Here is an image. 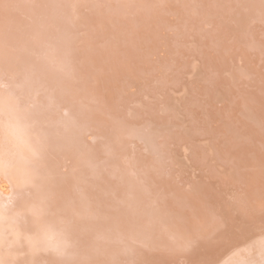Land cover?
<instances>
[{"label":"bare ground","instance_id":"obj_1","mask_svg":"<svg viewBox=\"0 0 264 264\" xmlns=\"http://www.w3.org/2000/svg\"><path fill=\"white\" fill-rule=\"evenodd\" d=\"M169 1L0 0V171L23 184L0 200V264H263L264 0Z\"/></svg>","mask_w":264,"mask_h":264},{"label":"rangeland","instance_id":"obj_2","mask_svg":"<svg viewBox=\"0 0 264 264\" xmlns=\"http://www.w3.org/2000/svg\"><path fill=\"white\" fill-rule=\"evenodd\" d=\"M178 1H179V0H173V1L170 0V1H169V2H170L169 5H172L173 3H174V5H176V2H178ZM172 2H173V3H172ZM96 4H97V3H96ZM159 4H160V3H159ZM74 5H75V6H74L75 8H76V6H77V8H76L77 10L75 9L76 11H73L74 13H80V12L83 13V12H84L83 10L86 11V9L88 8L87 6H84L83 3H79V5H78V4H77V5L74 4ZM174 5H172L173 8L178 7V5H181V3L178 4V5L175 6V7H174ZM93 7H94V6H93ZM97 7H98V8H101V7H102L100 2L97 4ZM95 8H96V7L91 8V9H93V10H92V14H91V11H88V13H89L88 15L90 16V14H91V16H93V15H94L93 13L96 11V13H95V16H96V17L94 16V18H98V17H99V13L97 12L98 9H97V8L95 9ZM158 8H162V5H161V7L158 6ZM94 9H95V11H94ZM157 10H158V9H157ZM86 12H87V11H86ZM177 12H178V11H177ZM147 19H149V18H147ZM220 19H221L220 17H219L218 19H216V20H218L219 25H220V21H221ZM149 20H150V19H149ZM70 22H72V19H70ZM154 22H155L156 26H151V28H150V26H149L150 30H148L147 32H149L151 35H152V32H153V35H154V33H156V31H157V33L159 32V33L161 34V37L159 38V34H158V36H156L157 34H155V36L158 37L159 40H160V39H162V40H161L160 42L157 41L158 39H156L155 36H154L155 39L150 38V40L144 38L145 40H147L145 44H146V45H147V44L149 45V48H148L149 51H150L151 49H154V48H156V50H157V47H162L161 45H162L163 42H164V41H163L164 39H163L162 35H163L164 33H165V34H168L167 32L170 31L169 29H167V31L164 30L163 25H161V23L159 22V23H160L159 25L162 26V29H163V32H162V30H160V29H161L160 26L158 25V23H156V22H158V20H156V21H154ZM154 22H153V23H154ZM153 23H152V24H153ZM153 25H154V24H153ZM85 26L87 27V25H85ZM152 27H153V28H152ZM83 28H84V27H83ZM154 28H156L157 30L155 31ZM166 28H167V27H166ZM85 29H86V28H85ZM85 29H83V30H85ZM138 30L141 31V29H138ZM151 30H154V31H151ZM80 31H81V30H80ZM79 33H81V32H79ZM143 33H144V32H143ZM105 34H107V32H106ZM101 36H102V37H101ZM105 38H106V40H107L108 36L105 37ZM103 39H104L103 34H100V36L97 37V40H96V41L100 42V41L103 40ZM151 39L155 40V42H156V45H155L154 48H153V45H154V44H153V41H152ZM219 39H220V40H223L222 37H220ZM225 39H226V38H225ZM75 41H76V40H75ZM119 41H121V40H119ZM122 41H123V40H122ZM155 42H154V43H155ZM161 42H162V43H161ZM80 43H82L83 45L80 44L79 48H83V47L86 46L85 42H80ZM120 43H121V42H120ZM120 43H119V44H120ZM138 43L142 45V43H141L139 40H138ZM151 43H152V44H151ZM157 43H158V44H157ZM169 43H170V41H169ZM172 43H173V42H171V43L169 44V46H170V45H173ZM139 44H138V46H139ZM160 44H161V45H160ZM181 44H184V43H181ZM185 44H186V45H187V44L190 45L189 48L187 49V55H188V57H187V61H192V60H193V59H192V56H193V54H196V51H197L196 49H194V46H195V45L192 43V41L190 40V38L186 39V43H185ZM148 45H147V47H148ZM150 45L152 46V48L150 47ZM158 45H159V46H158ZM228 45H229V44H227V43L225 42V44H224L223 46L226 47V46H228ZM77 46H78V44H77ZM81 46H82V47H81ZM121 46H122V47H121ZM156 46H157V47H156ZM123 47H125V43L122 42V44H120V48L122 49ZM147 47H145V48H147ZM242 47H243V45H241V47H239V49H238L239 52H241L240 50H242ZM86 48H87V47H85V49H86ZM150 48H151V49H150ZM148 49H146L145 51L147 52ZM243 49H244V47H243ZM102 50H103V49H102ZM156 50H155V51H156ZM143 51H144V50H143ZM0 52H1V54L3 55V54L8 53V50L5 49L4 47H2V48H0ZM120 53H121V52L118 53L119 56L122 55V53H121V55H120ZM141 53L144 54V52H141ZM141 53H140V54H141ZM153 53L156 54V52H154V50H152L151 52H148V54L145 53V54H146V55H145V56H146L145 59H146V61H148V62H150V60H151L152 64H154V65L152 66L151 63H150V64L148 63V64L151 65L152 67H155V66H156V67H155V71H156V70H160V69L157 68L158 63L155 64V61H153V60L155 59V57H154L155 55H154ZM242 53H243V52H242ZM98 54H99V53H98ZM103 54H104V53H103ZM103 54L98 55V56H96V57L94 56V57H95V58H94L93 56H91L92 54H90V56H89V54L86 53L87 56H86V55L84 56L85 61H84L83 64H82L83 66H86V67H83V68H85V71H84V72L87 71L88 74H89V70H92V69H94V68L96 67L97 78H99V77L101 78V76H104V75H105V74H104L105 71H106V72H107V70H108V71H111V70H109V68L107 67V66H108V65H107V64H108V61H110V60H107L108 57H107L106 55H103ZM118 54H117V53L112 54V56H111L112 59H116V60H117V59H118V57H117ZM140 54L137 53V56H139V57H145V56H142L143 54H142V55H140ZM150 54H152L151 57H149ZM102 55H103L104 58H102ZM105 56H106V57H105ZM122 56H123V55H122ZM152 56H153V59H152ZM226 57H227V56H226ZM87 58H88V59L90 58V60H88ZM92 58H93V59H92ZM100 58H101V60H100ZM95 59H96V60H95ZM98 59H99V60H98ZM102 59L105 61L104 63L102 62ZM110 59H111V58H110ZM143 59H144V58H143ZM145 59H144V60H145ZM97 60H98V61H97ZM106 60H107V61H106ZM99 61H100V62H99ZM113 61H114V60H113ZM114 62H115V61H114ZM140 62L142 63V61H140ZM84 63H85V64H84ZM101 63H102V65H100ZM105 63H106V64H105ZM141 63H140L139 65H142V64H143V63H142V64H141ZM94 64H95V65H94ZM105 65H106V69H107V70L104 68ZM238 65H241V64L238 63ZM126 66H127V69H126ZM126 66H125V64H122V65L120 64V65H119V68H120V69L116 67V68H115V71H113L114 73H112V74H113V75H118V74H119L118 78H119L120 76L123 75V72L125 73V75H127V74H128L127 71H128V70L130 71V69H129V66H128V65H126ZM159 66H160V65H159ZM135 67H136V66H135ZM99 68H100V69H99ZM124 68H125V70L123 71ZM130 68H131V67H130ZM136 68H137V67H136ZM88 69H89V70H88ZM117 69H118V71H116ZM137 69H139V68H137ZM155 71H154V73H155ZM91 72H94V71L92 70ZM91 72H90V73H91ZM97 72H100V75H99V73H97ZM156 72H157V71H156ZM158 72H160V71H158ZM158 72H157V73H158ZM121 73H122V75H121ZM126 73H127V74H126ZM84 74H85V73H84ZM86 74H87V73H86ZM88 74H87V75H88ZM101 74H102V75H101ZM12 75H14V74H13V73L8 74L9 77H12ZM90 75H91V77H88V76H85V77H84L85 79H87L86 77H88L87 82H89V78H90V81H91V79H92L93 81H94V80H98V79H96V78L94 77V76H95V72L93 73L94 76H93L92 74H90ZM123 76H124V75H123ZM4 77H5V76H0V81L2 82V84H3L4 82H5V83H6V82H10V81L7 80V77H5V79H4ZM250 77H251V76H250ZM18 78H19V77H18ZM247 78H248V80H249V77H247ZM252 78L254 79V77H252ZM85 79H84V80H85ZM250 79H251V78H250ZM253 79L251 80V83L254 82ZM2 80H3V81H2ZM4 80H5V81H4ZM6 80H7V81H6ZM84 80H83V81H84ZM117 80H118V79L116 78V79H115L116 83H115V81H112V82H114V85H117V84H118L119 81H117ZM150 80H151V79H150ZM245 80H247V79L245 78ZM85 81H86V80H85ZM1 82H0V89H3V86H4V85L2 86ZM145 82H147V80H146ZM10 83H11V82H10ZM89 83H90V82H89ZM142 83H144V82H142ZM148 83H149V80H148ZM246 83H247V82H246ZM251 83H250V84H251ZM138 84H141V83H138ZM179 84H180V82L178 81L177 85L174 86V87H176V89H178V88H179ZM147 85H148V84H147ZM108 86H110V85H108ZM201 86H202V85H200V86H196V88H195L196 91H197L198 88H200V89L202 88V89H203L202 91H203V92L205 91V93H207V89H206V87L203 88V87H201ZM125 87H126V86H125ZM132 87H133V86H127L126 89L128 90V92L133 91V90H132ZM133 88H134V87H133ZM93 89H94V88L89 89L90 91L88 90V91L90 92V94H93L94 92H95V93H96V92H99L98 90H96V88H95V91H93ZM200 89H198V91H201ZM124 90H125V89H124ZM88 91H87V92H88ZM125 91H126V90H125ZM170 91H171V90H170ZM172 91H173V92H172ZM172 91H171L172 93H169V92L167 93L166 98H167V96H168V99H169L172 95H174V90H172ZM196 91H195V92H196ZM198 91H197V92H198ZM126 92H127V91H126ZM176 92H177V91H175V93H176ZM180 92H181V91L179 90L176 94H179ZM197 92H196V93H197ZM38 93H40V92H37V94H38ZM132 93H133V92H132ZM140 93H142V91L138 92V93H137L138 95L136 94L137 96H134V98L136 99V97H138L139 95H140V97L142 98L143 95H141ZM157 93H159V92H157ZM200 93L202 94V92H200ZM200 93H199V94L197 93V95H201ZM205 93H204V94H205ZM40 94H41V93H40ZM96 94H97V93H96ZM143 94H144V93H143ZM190 94L193 95V94H195V93H194V91H192V93H191V91H190V92L187 91L186 94H184V95L187 97V95L190 96ZM98 95H100V92H99ZM156 95H157V94H156ZM101 96H102V95H100V97H101ZM111 96H112V92H110V95H109V93H107V96H106L105 99H107V97H108V99H109L108 102H109L110 99H111ZM164 96H165V95H164ZM202 96H204V95H202ZM159 98H160V99L163 98L162 101H161ZM159 98H157L156 100L158 101V99H159L161 102H163L164 99H165V97H160V96H159ZM135 99L131 100V106L134 105L135 102H133V101H135ZM139 99H140V98H139ZM34 100H35V98H34ZM38 100L40 101V97H39V98H38V97L36 98V101H37V102H39ZM26 101H27V100H26ZM36 101H34V102L36 103ZM136 101H137V100H136ZM160 101H158V107L161 106L160 104L165 105V102H166V101H164L163 103H159ZM104 102H107V101L105 100ZM227 102H228V101H227ZM232 102H234V101H230V103H229V102H228V103L231 104ZM22 103H23V102H22ZM25 103H26V102H25V100H24V105H25ZM27 103H28L27 105L30 104V102H28V101H27ZM156 103H157V102H156ZM222 103H223V101H222ZM222 103H221V105H222ZM117 104H118V103H117ZM137 104H138V103H137ZM229 104H227L226 101H225V102L223 103V105H222V109H220V111H221V110L224 111V109L226 108L225 106H228ZM135 105H136V103H135ZM221 105L218 106V107L221 108ZM232 105H233V104H232ZM138 106H139V105H138ZM156 106H157V105H156ZM230 106H231V105H229L228 108H226L227 110L225 109V110H226L225 112L228 111V112L231 114V112H232V113H234V112L232 111V109L230 110L231 112L228 110V109H230ZM233 106H234V105H233ZM139 107H141V106H139ZM223 107H224V108H223ZM159 108H161V107H159ZM231 108H232V107H231ZM187 109H188V108H187L186 106H184V107H180V106H179V107H177V108L175 109V110H177V113H178L179 115H181V117H183V118H182V119H183V120H182V121H183L182 123L185 124L186 126H187V125H190V123H189L190 121H188V120L186 119V118H187V113H188V112H186ZM168 111L171 112L172 110L170 109V110H168ZM168 111H167V113H166L167 115H169V113H170V112H168ZM216 111H217V110H215V112H216ZM218 111H219V109H218ZM223 111H221L220 113H222ZM122 112H123V111H122ZM174 113H176V111H175ZM217 113H218V112H217ZM223 113H224V112H223ZM182 114H183V115H182ZM220 115H221V114H219V117H220ZM142 118H143V121L146 120L145 116L142 117ZM184 120H185V121H184ZM215 121H217V120H215ZM218 121H219V120H218ZM219 122H220V121H219ZM217 124H220V125H221V123H218V122H217ZM217 124L213 125V127H214V126L216 127ZM190 126H191V125H190ZM215 127H214V128H215ZM192 128H193V126L190 128V130H191ZM3 131H4V129L0 127V143H1V137H2V133H3ZM88 132H89V133H88ZM86 133H87V134H86V136H85L84 139H86V143H89V144H90V143L92 142L91 134L93 133V130L90 128L89 130H86ZM89 135H90V136H89ZM87 136H89L90 138L87 137ZM227 136H228V133H227ZM86 137H87V138H86ZM88 138H89V139H88ZM90 140H91V142H90ZM135 141H136V143H137L139 140L137 141L136 138L133 139V140H132L133 144L135 143ZM139 142H140V141H139ZM162 142H163V139H161V140L159 141V143H162ZM182 142H183V141H182ZM227 147H228V146H227ZM1 149H2V147L0 146V151H1ZM227 151H231V150H230V149L227 150V148H225V149H224V152H227ZM0 153H1V152H0ZM246 156H247V155H246ZM155 172H156V171H155ZM228 172H229V171H228ZM3 173H4V171L2 172V170H1V171H0V200H1V201L4 200L3 202H6L5 199H6V200L8 199V200H7V201H8V204H10V203L12 202V200H14L15 198H17V199H16L17 201H18L19 199H21L22 194H21V191H19V190H20L19 187H20L21 185H23V184H19V180H20L19 173H16V174L13 176V179H10V178H9L10 176L8 177V176H6L5 173H4L5 175H4ZM7 177H8V178H7ZM11 180H13L15 183H13ZM89 183H90V185H92V180H91ZM18 184H19V185H18ZM221 186H222V187H221ZM221 186H218V187L216 186V187H217V188H219V187H220V188L225 187V190H226V188H228V185H225V186H224V184H223V185H221ZM226 186H227V187H226ZM220 188H219V189H220ZM223 189H224V188H223ZM17 191H18V192H17ZM19 192H20V193H19ZM8 193H9V194H8ZM10 194H11V195L13 194V195H12V196H8V195H10ZM14 194H16V195H14ZM7 196L10 197L11 199H10V198H5V197H7ZM18 197H19V198H18ZM2 198H5V199L2 200ZM16 200H15V201H16ZM1 201H0V202H1ZM15 201H14V202H15ZM1 203H2V202H1ZM254 211H255V209H254ZM0 212H2V207H1V206H0ZM255 212H256V211H255ZM145 219H146V218H145ZM5 222H6V224L8 223L7 221H5ZM2 223H3V222H2ZM0 225H1V223H0ZM259 237H260L259 235H258V236H254V239H258L257 241H260L261 238H259ZM261 241H262V240H261ZM248 244H249V243H247L245 246H247ZM260 244H262V243H260ZM246 248H247V247H246ZM246 248H245L244 250L241 248V249L244 251V253H246V252H250V248H252V247H250L249 249H246ZM229 254H232V253H227V252H226L225 255H224V257H226L227 260H230L229 258L232 257V256H231V257H228ZM227 260H226V261H227ZM222 261H223V260H222ZM217 264H223V263H221V261H218ZM263 264H264V261H263Z\"/></svg>","mask_w":264,"mask_h":264},{"label":"water","instance_id":"obj_3","mask_svg":"<svg viewBox=\"0 0 264 264\" xmlns=\"http://www.w3.org/2000/svg\"><path fill=\"white\" fill-rule=\"evenodd\" d=\"M141 218H142V216H141ZM142 220H143V219H142ZM142 220H141V221H142ZM144 221H145V220H144ZM150 222H151V221H150Z\"/></svg>","mask_w":264,"mask_h":264}]
</instances>
